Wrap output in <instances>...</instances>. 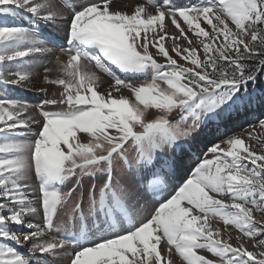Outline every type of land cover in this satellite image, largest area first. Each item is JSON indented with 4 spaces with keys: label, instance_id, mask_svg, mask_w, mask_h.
<instances>
[{
    "label": "snow or ice",
    "instance_id": "6c2138e0",
    "mask_svg": "<svg viewBox=\"0 0 264 264\" xmlns=\"http://www.w3.org/2000/svg\"><path fill=\"white\" fill-rule=\"evenodd\" d=\"M126 8L0 0V264H264V0Z\"/></svg>",
    "mask_w": 264,
    "mask_h": 264
},
{
    "label": "bare ground",
    "instance_id": "6f19581e",
    "mask_svg": "<svg viewBox=\"0 0 264 264\" xmlns=\"http://www.w3.org/2000/svg\"><path fill=\"white\" fill-rule=\"evenodd\" d=\"M125 2L127 3V8L124 9V10L132 11L134 9V7H135L136 4H138V3H144L145 0H125ZM150 10H153V9H150ZM17 19L19 20V18H17ZM166 25H167V21H166ZM169 27H170V29L171 28H174V26H169ZM49 31H53V29H49ZM57 35L63 36V33H57ZM165 43H166V46L170 47L171 41H166ZM182 43L183 44H186V41H182ZM51 59L52 58H49L48 61H50ZM48 61H46V62H48ZM39 71H40V69H39ZM41 76H42V74H41ZM144 79H145V77L141 76V77H138L137 80H133V82L134 83L135 82H142ZM109 83H111V78H109V81H107L105 83H102V88H106ZM34 84H35V86L37 88L44 87V83L40 79L35 80L34 81ZM123 91H124V94H126V95L129 94L127 92V90H123ZM23 93L19 92L18 90H15L13 94L14 95H19V96H24L25 98H27L31 102H34V101L38 100V96L36 95L35 92L32 93V91H30L28 93L26 92L27 94L26 93L23 94ZM261 111L262 110H257L256 112H254L253 114H251L250 116H248L247 118H245V120H242L240 122V124H242L244 126H247L250 122H253V120L256 121V118L261 115ZM255 113L257 114L256 115V118H255ZM238 128L239 127H236L235 130L237 131ZM212 138L221 139L223 137H221L219 135L217 136V133H214V132L207 133L204 136H202L200 142L193 149V153L194 154H191V155H189L186 158L185 167H184L183 171L180 173V176L182 178H186V176L188 174H190L191 169L194 168L195 167V164L199 162L198 161V158L199 159H202L203 158V154L206 151L207 147H209L210 144L213 143ZM212 223L214 225H218L219 227H221L223 229V227L220 226L219 224L214 223L213 221H212ZM230 230L233 232L234 229L230 228ZM178 258H179V256L177 254L176 255L175 254L174 255L172 254V259L174 261V264H177V259ZM63 264H64V262H63Z\"/></svg>",
    "mask_w": 264,
    "mask_h": 264
},
{
    "label": "rangeland",
    "instance_id": "374dc122",
    "mask_svg": "<svg viewBox=\"0 0 264 264\" xmlns=\"http://www.w3.org/2000/svg\"><path fill=\"white\" fill-rule=\"evenodd\" d=\"M152 53H153V55L155 56V58L158 60V62H161V63H163L164 62V58L163 57H161V56H157L156 55V49H154V48H152V47H150V49H149ZM172 55H174V57H175V54L174 53H172ZM181 63H186V62H184V61H181ZM49 67V68H52L53 69V71L49 74L50 75V78H56L57 76H58V73L55 71V64H54V58H52L50 61H48V62H46L45 64H44V66H42L41 68H40V73L43 75V67ZM98 75H100L101 76V79H102V81H103V83H105V82H107V81H109V78L110 77H108L107 75H105V74H103V73H97ZM143 82V81H142ZM41 88V87H40ZM42 88H45V89H47V95H45L44 93H41L40 94V96H38V100H36V101H34L33 103H37V102H39V100H43V99H46V98H54L53 97V93H56V95L58 96V94H59V92L60 91H62V89L59 87V86H56V85H50V84H44V87H42ZM19 91V90H18ZM19 92H21V93H23L22 91H19ZM30 92V91H29ZM34 91H32V93H33ZM24 93H26V92H24ZM23 93V94H24ZM28 93V92H27ZM26 93V94H27ZM36 93V95H37V92H35ZM39 97H40V99H39ZM150 111V117L149 118H153V117H155L156 115H158L159 113H157L156 112V110H154V109H150L149 110ZM176 115H177V113H173L172 114V117L171 118H175L176 117ZM256 113H255V118H256ZM250 123H255V120H253V122H250ZM249 123V124H250ZM240 126H242V127H247V126H244V125H242V124H240ZM237 131H239V128H238V130ZM219 134H217V136H218ZM217 139L216 138H212V141L213 142H215ZM210 146H211V144H210ZM256 147H257V149H259V145H256ZM68 187H71V184H69L68 185ZM64 191H67V187L66 188H64L63 189ZM69 209L71 208V203L69 204ZM257 216H259L260 214L259 213H257L256 214ZM213 222L214 223H217V224H219L220 226H222L223 228H224V225H223V223H222V221H218V220H213ZM229 228H231V226H229ZM233 237H235L236 235H238L239 233H237L236 232V230L234 231L233 230ZM233 242L235 243V240H233ZM200 252H201V254H204V255H207L208 256V258H210V259H212V258H214V257H212L211 256V254L210 253H207L206 252V250H199ZM176 255V253L175 252H173V255ZM64 264H67V261L65 260L64 261ZM177 264H183V261H182V258H178L177 259Z\"/></svg>",
    "mask_w": 264,
    "mask_h": 264
}]
</instances>
